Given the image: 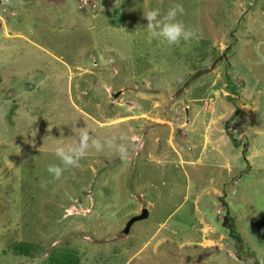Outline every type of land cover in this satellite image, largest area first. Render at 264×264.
Masks as SVG:
<instances>
[{
  "label": "rangeland",
  "instance_id": "1",
  "mask_svg": "<svg viewBox=\"0 0 264 264\" xmlns=\"http://www.w3.org/2000/svg\"><path fill=\"white\" fill-rule=\"evenodd\" d=\"M179 2L168 45L172 0H0V264H264V0ZM86 126L127 155L54 180Z\"/></svg>",
  "mask_w": 264,
  "mask_h": 264
},
{
  "label": "clouds",
  "instance_id": "2",
  "mask_svg": "<svg viewBox=\"0 0 264 264\" xmlns=\"http://www.w3.org/2000/svg\"><path fill=\"white\" fill-rule=\"evenodd\" d=\"M183 14L184 7L179 0H172V5L166 12H162L157 8L148 9L143 11V18L147 21V25L143 30L148 34L150 40L163 41L168 45H177L181 41L192 40L196 38L197 32L186 26L179 18ZM72 131L74 136L70 138L74 140L75 146L69 145L67 149L63 146L57 147L55 155L60 163L48 167V172L54 180L61 179L64 172L69 168L79 167L81 159L86 156L89 148H95L99 151L103 150L105 146L115 147L121 158L127 155V149L123 144L113 145L110 140L102 143L100 139L90 134L87 126L73 128Z\"/></svg>",
  "mask_w": 264,
  "mask_h": 264
},
{
  "label": "trees",
  "instance_id": "3",
  "mask_svg": "<svg viewBox=\"0 0 264 264\" xmlns=\"http://www.w3.org/2000/svg\"><path fill=\"white\" fill-rule=\"evenodd\" d=\"M2 81V78L0 76V82ZM231 232L238 238V240L240 241L239 243V249L244 253V244L241 240L240 235H238V233L236 232V229L234 228V226H231ZM17 251H19L20 253H22L23 256H30V251L29 248L23 245H19L17 248ZM72 255V254H71ZM52 264H79L73 256H70L69 254H63V256H58L56 259H54Z\"/></svg>",
  "mask_w": 264,
  "mask_h": 264
},
{
  "label": "water",
  "instance_id": "4",
  "mask_svg": "<svg viewBox=\"0 0 264 264\" xmlns=\"http://www.w3.org/2000/svg\"><path fill=\"white\" fill-rule=\"evenodd\" d=\"M148 217H149L148 209H143L140 215L134 216L129 220V222L127 223L126 227L123 230V234L128 235L135 223L146 220Z\"/></svg>",
  "mask_w": 264,
  "mask_h": 264
},
{
  "label": "built area",
  "instance_id": "5",
  "mask_svg": "<svg viewBox=\"0 0 264 264\" xmlns=\"http://www.w3.org/2000/svg\"><path fill=\"white\" fill-rule=\"evenodd\" d=\"M81 3H87L90 0H79Z\"/></svg>",
  "mask_w": 264,
  "mask_h": 264
}]
</instances>
